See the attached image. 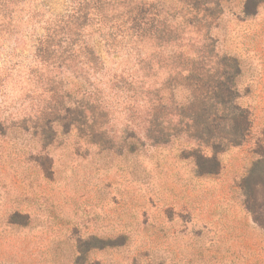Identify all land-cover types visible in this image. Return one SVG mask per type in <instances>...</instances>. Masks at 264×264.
<instances>
[{"label":"rangeland","instance_id":"obj_1","mask_svg":"<svg viewBox=\"0 0 264 264\" xmlns=\"http://www.w3.org/2000/svg\"><path fill=\"white\" fill-rule=\"evenodd\" d=\"M70 1L0 6V264H264V0H157L142 69L97 42L95 76L33 60Z\"/></svg>","mask_w":264,"mask_h":264},{"label":"trees","instance_id":"obj_2","mask_svg":"<svg viewBox=\"0 0 264 264\" xmlns=\"http://www.w3.org/2000/svg\"><path fill=\"white\" fill-rule=\"evenodd\" d=\"M21 1L0 0L2 15L8 23L12 20L14 6ZM156 4L157 0H71L66 11L50 13L41 23L37 21L42 32H33L30 36L33 60L57 72L72 65L73 70L79 72L77 75L95 76L103 68L97 48V42H101L106 50L120 49L127 54L135 53L136 65L140 67L145 57H141L138 45L148 35L156 40L160 34L156 25ZM33 8V14H29L30 19L40 11L36 6ZM91 25H95L91 33L97 34L94 40V37L89 39V33L83 31ZM199 112L208 124H213L218 115L211 109H201ZM197 117L195 114L193 118ZM219 118L232 123L233 134L240 139L230 142L238 144L250 125L248 111L239 107L230 111L225 109ZM201 132L208 137L214 136L213 126L210 125L204 126ZM215 153L214 149L207 156L209 162H212L209 172H215L219 167Z\"/></svg>","mask_w":264,"mask_h":264}]
</instances>
